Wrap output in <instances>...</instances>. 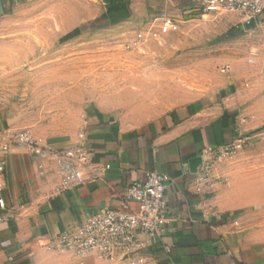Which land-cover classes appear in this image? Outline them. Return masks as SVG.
<instances>
[{
	"label": "crops",
	"instance_id": "obj_1",
	"mask_svg": "<svg viewBox=\"0 0 264 264\" xmlns=\"http://www.w3.org/2000/svg\"><path fill=\"white\" fill-rule=\"evenodd\" d=\"M22 1L0 0V15ZM94 1L86 11L94 13L89 27L69 34L68 40L79 37L86 45L93 33L96 40L100 33L132 28L144 41L147 33L142 30L161 32L164 18L179 23L188 14L205 16L194 0ZM240 19L241 30L264 32L260 23L248 29ZM61 57L67 63L57 80H49V90L37 93V111H30L27 103H0V142L25 129L44 144L66 147L84 133L92 165L102 176L92 180L87 172L84 184L63 189L55 165L47 163L39 172L38 159L27 148L12 146L5 192L10 210H0V264H133L128 256L78 257L56 248L54 240L88 213L122 208L124 188L145 179L150 170L169 178V223L160 239L140 236L148 245L142 251L145 264H264V239L247 229L244 218L224 200L218 181L223 170L216 167L215 183L199 187L190 168V160L205 148L230 144L251 123L238 94L242 80L237 73L228 66L223 85L196 86L201 90L194 91L163 70L112 62L139 60L134 55L82 51ZM143 57L158 59L154 54ZM71 62H77L76 68Z\"/></svg>",
	"mask_w": 264,
	"mask_h": 264
},
{
	"label": "rangeland",
	"instance_id": "obj_2",
	"mask_svg": "<svg viewBox=\"0 0 264 264\" xmlns=\"http://www.w3.org/2000/svg\"><path fill=\"white\" fill-rule=\"evenodd\" d=\"M90 5L95 6V1L23 0L11 12L0 15V103H27L30 111H37V93L49 90V80H57V72L67 63L62 60L63 53L134 55L139 60L112 62L123 68L133 64L141 70H163L183 88L191 86L188 90L194 91L201 90L193 89L196 86L223 85L227 82L223 69L230 66V72L242 80L238 94L251 118L243 133L252 139L221 159L217 167L223 175L218 181L227 205L244 218L247 229L264 239V71L263 61H248L262 44L264 32L260 28L243 31L238 13L221 11L205 16L188 14L178 29L170 32L143 29L147 39L139 44L134 43L138 30L132 28L103 32L96 40L91 33L86 45L79 37L68 40L69 34L89 27L87 22L94 15L86 12ZM147 54L158 59L145 60ZM71 63V68H76L77 62ZM53 85L59 88L60 83Z\"/></svg>",
	"mask_w": 264,
	"mask_h": 264
},
{
	"label": "built area",
	"instance_id": "obj_3",
	"mask_svg": "<svg viewBox=\"0 0 264 264\" xmlns=\"http://www.w3.org/2000/svg\"><path fill=\"white\" fill-rule=\"evenodd\" d=\"M201 14L231 11L242 16L245 23L255 19L264 29V0H194ZM163 32L178 29V21L164 18L160 25ZM143 34H137L135 44L142 42ZM130 47V46H129ZM263 61L264 39L262 47L253 50L248 59L250 63ZM252 139L249 134L239 131L235 139L220 148L207 147L201 153L202 162L194 173V183L201 187L215 183L213 171L224 156L241 149ZM12 146L25 147L38 161L36 169L44 171L45 164L56 166L61 188L71 189L84 184L88 178L95 180L102 176L99 168L93 167L91 153L87 147L84 133L79 135L76 143L66 147H53L44 144L29 130H16L6 141L0 142V210L9 211L10 206L5 192L7 190L6 171L7 155ZM166 174L150 170L143 180L126 186L121 194L122 208L101 209L86 214L82 221L59 234L54 242L60 250H70L78 257L96 255L102 259L112 260L128 256L133 264H145L147 258L142 252L148 249L140 236L151 241L160 239L169 223V206L166 198L169 189ZM4 216L0 215V221ZM237 227L239 224H236Z\"/></svg>",
	"mask_w": 264,
	"mask_h": 264
},
{
	"label": "water",
	"instance_id": "obj_4",
	"mask_svg": "<svg viewBox=\"0 0 264 264\" xmlns=\"http://www.w3.org/2000/svg\"><path fill=\"white\" fill-rule=\"evenodd\" d=\"M257 26V22L255 19H251L250 22L246 23V28L253 29ZM202 158L201 156H196L190 160V168L193 173L197 172V167L201 164Z\"/></svg>",
	"mask_w": 264,
	"mask_h": 264
},
{
	"label": "trees",
	"instance_id": "obj_5",
	"mask_svg": "<svg viewBox=\"0 0 264 264\" xmlns=\"http://www.w3.org/2000/svg\"><path fill=\"white\" fill-rule=\"evenodd\" d=\"M77 31H78V30H77ZM77 31H76V32H77ZM69 36H70V35H69ZM69 36H68V37H69Z\"/></svg>",
	"mask_w": 264,
	"mask_h": 264
}]
</instances>
